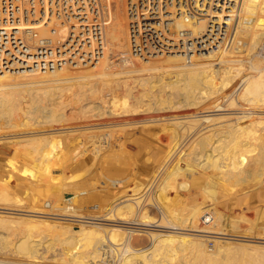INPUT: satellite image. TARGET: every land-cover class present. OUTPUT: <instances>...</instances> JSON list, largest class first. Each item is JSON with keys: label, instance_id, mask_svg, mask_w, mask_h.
Segmentation results:
<instances>
[{"label": "bare ground", "instance_id": "bare-ground-1", "mask_svg": "<svg viewBox=\"0 0 264 264\" xmlns=\"http://www.w3.org/2000/svg\"><path fill=\"white\" fill-rule=\"evenodd\" d=\"M205 1V12L188 22L181 18L177 20L179 27L191 26L193 29L184 45H163L134 66L115 63L116 57L128 48L126 0H100L108 50L104 58L92 65L68 63L53 70L30 69L32 58L28 62L27 58L37 37L51 36L57 42L67 38V26L54 19L42 22L30 15L20 24L12 22L0 29V63L7 65V71L0 72V129L4 125L9 129L17 126L27 129L16 136L19 140L9 134L5 136L4 132L5 138L0 137V152L13 153L9 157L0 155V160H4L1 168L6 173L4 179H0V198L5 201L0 205L4 209H0V220L12 224L35 223L48 228L53 239L51 242L39 239L22 244L3 242L0 250L10 256L3 255L0 259L19 263L36 257L41 264H222L219 260L222 258H215L213 254L220 253L222 248L219 247L226 245L238 246L240 250L254 248L264 256V0H210L208 6ZM117 64L122 66L121 69H110ZM126 71L134 76L124 78ZM116 76L122 77L107 80ZM176 97H179L178 101H175ZM91 109L96 110L93 116L99 119L108 115L122 117L121 128L152 129L148 132L158 143L154 154L157 164L152 168V174L132 177V182L136 179L131 183L134 193H123L114 199L106 197L103 210L93 217L99 221L91 220L92 217L78 218L84 217L80 207L64 202L67 191L64 175L74 167L85 171L96 167L114 171L110 161L116 155L112 154L115 145L120 142L123 147L120 135L114 143L110 129L102 130L105 133H97L98 128L95 132L81 131L84 137L80 143L83 144L72 152L71 143L77 140H70L75 134L71 120L73 129L68 127L69 132L63 131L66 134L38 129L64 120L67 124V119L75 116L69 115L70 110L87 112L88 117ZM179 109H197L202 114L190 118L186 114L192 112L179 117L162 116L164 113L135 118L142 112ZM95 116L90 118L93 120ZM181 118H188V121ZM184 124L188 125L187 129ZM156 125L163 127L159 129ZM115 127L117 131L119 128ZM164 134L166 137L162 138ZM121 150L128 152L124 147ZM132 162L136 164L137 160ZM21 171L27 172V177ZM104 176L98 179L105 185L116 182L106 173ZM73 180L72 177L67 182ZM258 182L261 184L257 193L258 209L253 214L248 206L238 210L243 213L245 228L220 227L225 218L233 223L239 221L236 214L219 213L217 208L225 205L221 203L222 196H227L228 202L238 204L246 194L243 190ZM192 186L196 187L197 197L191 198L192 203L187 211H183L186 213H178L173 208L178 198L175 193L179 191L188 197ZM151 187L153 194L151 197L146 194L148 199L144 203L141 192L145 194ZM85 188V184L78 185L74 194L80 196ZM20 189L32 191L33 205H23L24 200L18 203ZM45 198L54 203L48 207L50 211L41 205ZM9 210L30 214L17 213V216ZM206 214L210 215L207 217ZM57 215L75 216L77 219L70 217L67 222L73 220L77 225L70 226L66 220L64 225L62 220L67 217L57 223V218L62 217ZM204 216L210 217L211 221L208 223ZM51 218L56 220L53 222ZM123 223L137 226H124ZM143 225H149V228ZM155 226L159 228L154 229ZM17 231L14 229L12 233L18 236ZM247 231L251 234L245 233ZM219 234L260 239L252 242L261 244H235L234 240L217 239L222 238ZM213 247L218 251L214 252ZM184 251L188 254L199 252L200 259H189L180 253ZM256 261L264 264V259Z\"/></svg>", "mask_w": 264, "mask_h": 264}, {"label": "rangeland", "instance_id": "rangeland-1", "mask_svg": "<svg viewBox=\"0 0 264 264\" xmlns=\"http://www.w3.org/2000/svg\"><path fill=\"white\" fill-rule=\"evenodd\" d=\"M126 6V5H125ZM125 9H126V7H125ZM124 9V10H125ZM126 12V10L124 11V13ZM125 17H126V13H125ZM105 19V18H104ZM127 19V18H126ZM105 21V20H104ZM127 21V20H126ZM104 24H105V22H104ZM105 26V25H104ZM105 31H106V29H105ZM106 33V32H105ZM107 38V37H106ZM107 41V40H106ZM105 57V55L103 56V58ZM116 62H118V61H115V63ZM117 66V68H115ZM121 65H114V66H111V68L110 69H121ZM127 69V68H126ZM134 75L131 73V72H129V71H126L125 72V75H123V77L124 78H131V77H133ZM120 77H122V76H116V77H109L107 80H115V78H120ZM106 78V77H105ZM177 99V100H176ZM179 100V97H176L175 98V101H178ZM77 106V105H76ZM66 107V106H65ZM179 110H182V111H179ZM178 111L177 110H172V111H154V112H142L141 114H138L139 116H136L135 118H142L143 116H157V115H162V114H164V115H162V116H169V115H178L177 117H179L180 115L182 116V115H185V113H191V114H186L187 116H189V118L190 117H195V116H199V115H201L202 113L200 112V111H197V109L195 110V109H187V110H183V109H179ZM71 111V110H70ZM69 111V115L71 114H73V115H75L74 117H69L67 120V124L64 122V121H66V120H64V121H62V123L60 124L59 122H53V123H51L49 126L48 125H45V126H40L38 129H40L41 130V128H42V131H49V132H56L55 134H58V135H61L62 133L63 134H66L67 132H69L70 131V129L68 128V127H70L71 128V130L73 129V127H72V123H73V125L77 128V131H75L76 130V128L74 127V129L75 130H73V132H75V134L73 135L74 137L72 138V137H70L71 139L70 140H73V139H76L75 141L76 142H73V143H71V145H72V147H70V149H71V151L73 152V151H76V150H78V148H81V145L83 144H81L80 143V139H81V141H82V136H83V132H81V131H84L85 132V130H89V131H87L86 133H88V132H95V129H97V133H101V132H103V133H105L106 131H108L109 129V131L112 133V136L114 137L113 138V140H114V143H117L116 142V137L118 136V135H120V136H118L119 137V140L121 139L122 141V144H123V147H124V149L127 151L128 150V152H124V153H122V146H121V143L119 142L118 143V145H115L116 147H114V148H116V149H114V148H111L112 150L114 149V153H112V154H116V155H114L113 156V159H111V168L114 170V171H112V170H108L107 168H99V167H96V168H94L93 170H91V171H85L84 169H81L80 167H74V168H72V169H70V170H68L66 173H65V175H64V180L67 182V179L69 180V179H72V177H73V181H71V182H65V187H66V189H67V191H65V203H68L69 205L68 206H71V205H78L79 207H80V209H81V212H82V216H84V217H78V218H81V219H86L87 217H88V219L90 218V217H92V218H90L91 220H98L99 221V219H95L96 217V215L97 214H99V213H101V211L103 210V207L106 205L105 203H104V200H105V198L106 197H108V199H114V198H116L117 196H119L120 194H123V193H134V190H133V187L131 186L133 183H134V180H136L135 178H136V176L137 175H139V174H141L142 176H145V175H148V174H152V168L157 164V160H156V158H155V152H156V149H157V146H158V143H157V140H156V138L154 137V136H152L148 131H152V129H143V128H140V127H136V128H134L133 130L132 129H130V128H128L127 126H125V128L124 127H122L121 128V125L123 124L122 122L120 123V120L122 119V117H120V116H110L111 117V119H110V117H109V115L108 116H106V117H104V119L103 118H101V119H99V118H97L95 115V118H93V120H92V118H90V117H94L93 116V114H95V112L94 111H96V110H88V117H89V119H88V117H87V112H84V111H80V110H77L78 112H70ZM89 111H92L91 113H89ZM186 111V112H185ZM190 111V112H189ZM176 112V113H175ZM197 112V113H196ZM154 113V114H153ZM169 113V114H168ZM175 113V114H174ZM84 114V115H83ZM89 114H90V116H89ZM92 114V115H91ZM80 115V117H78ZM81 115H83V116H81ZM142 115V116H141ZM185 115V116H186ZM245 116L247 115H250V114H244ZM84 116H86L87 117V119L89 120H87V119H85L84 118ZM78 117V118H77ZM83 117V119H81ZM108 117V118H107ZM73 118V119H72ZM77 118V120H74V119H76ZM97 118V119H96ZM117 119V120H116ZM186 119V118H185ZM184 118H181L180 120H184L185 122H187L188 121V118H187V120H185ZM71 120V122H69ZM73 120V121H72ZM85 120V121H84ZM108 120V121H107ZM115 120V121H114ZM74 121H75V124H74ZM77 121V122H76ZM80 121V122H79ZM92 121V122H91ZM96 121H97V123H96ZM103 121V122H102ZM114 122V123H112V122ZM69 122V123H68ZM102 122V123H101ZM108 122H109V125H107L108 124ZM111 122V123H110ZM63 123H65L64 125H63ZM88 123V124H87ZM96 123V124H95ZM99 123H101V125L99 124ZM107 123V124H106ZM55 124V125H54ZM58 124V125H57ZM77 124H79L80 125V127H79V125H78V127H77ZM85 124V125H84ZM86 124H87V126H86ZM94 124V125H93ZM98 124V125H97ZM115 124V125H114ZM61 125V126H60ZM63 125V126H62ZM68 125V126H67ZM89 125H91V126H89ZM104 125H107V126H104ZM114 125V126H113ZM185 125V128L187 129L188 128V125L187 124H184ZM55 126V127H54ZM65 126V127H64ZM85 126V127H84ZM93 126H95V128H93ZM113 126V127H112ZM115 126H117V131H116V127ZM123 126V125H122ZM157 126V127H156ZM155 127L156 128H162L163 127V125L161 126V125H156ZM161 126V127H160ZM4 127H5V125H4ZM3 127V129H0V137L2 138H5V136H7V134H9L8 136H11V137H13V136H19L21 133L20 132H23V131H26L27 129H24V127H22V126H17V127H11V129H9V127L7 128V127H5L4 128ZM49 127V128H48ZM52 127H54V128H52ZM59 127H61V128H59ZM67 127V128H66ZM87 127V128H86ZM109 127V128H108ZM155 127H153V128H155ZM8 130H10L9 132H7L6 130L7 129ZM45 128V129H44ZM57 128H58V130H57ZM82 128V129H81ZM89 128H91V129H89ZM99 128H101V129H99ZM112 128V129H111ZM6 129V130H5ZM48 129H50V130H48ZM52 129V130H51ZM61 129V130H60ZM64 129V130H63ZM84 129V130H83ZM93 129V130H92ZM106 129V130H105ZM125 129H127V130H125ZM130 129V130H129ZM5 130V131H4ZM13 130H15V131H13ZM98 130H100V131H98ZM102 130H104V131H102ZM120 130V131H119ZM2 131V132H1ZM58 131V132H57ZM60 131H62V132H60ZM63 131H67V132H63ZM119 131V132H118ZM3 132H4V135H3ZM17 132V133H16ZM60 132V133H59ZM80 132V133H79ZM45 133V132H44ZM115 135H114V134ZM76 134H78V137L77 136H75ZM102 135H104V134H102ZM101 135V136H102ZM123 135V136H122ZM150 136V137H149ZM14 137V138H15ZM84 137V136H83ZM166 136H165V134L164 135H162V138H165ZM0 138V139H1ZM133 138V139H132ZM134 138H135V140H134ZM153 138V139H152ZM16 140H19L17 137L15 138ZM128 140V141H127ZM156 140V141H155ZM74 141V140H73ZM187 141V140H186ZM185 141V142H186ZM81 144V145H80ZM127 146H126V145ZM134 144V145H133ZM142 144V145H141ZM74 145V146H73ZM78 145H80L79 147H78ZM119 146H120V148H119ZM134 146V147H133ZM93 147V146H92ZM92 147H89L90 149L92 148ZM119 148V149H118ZM75 149V150H74ZM134 149V150H133ZM133 150V151H132ZM141 151V152H140ZM17 152V151H16ZM129 152H131V154L129 153ZM5 155V156H13V153L12 152H0V155ZM132 155V156H131ZM15 157L17 156V154H15L14 155ZM133 157H134V160H133ZM137 160V162H136V164H134L132 161H136ZM3 162H4V160H0V179H4V177H5V172L2 170V168H1V166H2V164H3ZM156 163V164H155ZM146 166V167H145ZM138 167V168H137ZM99 168V169H98ZM137 168V169H136ZM142 168V169H141ZM144 168V169H143ZM151 168V169H150ZM101 169V171H99ZM147 169H149V170H147ZM142 170V171H141ZM145 170V171H144ZM109 171H111L112 173H109ZM133 171V172H132ZM21 172H23V171H21ZM85 172V173H84ZM80 173V174H79ZM104 173H106L107 174V176L109 175L113 180H116V182L115 183H112V187L111 186H107V185H105V183H102L101 181H99V179L98 178H100V177H105L104 176ZM120 173V174H119ZM131 173V174H130ZM135 173V174H134ZM137 173V174H136ZM23 174H24V176L25 177H27L26 175H27V172H23ZM76 174V175H75ZM78 174V175H77ZM100 174H102V175H100ZM134 174V175H133ZM82 177H81V176ZM132 175V176H131ZM136 175V176H135ZM69 176V177H68ZM72 176V177H71ZM81 177V178H79V177ZM100 176V177H99ZM135 176V178L133 179V182H132V177H134ZM71 177V178H70ZM129 179H128V178ZM138 177V176H137ZM76 178V179H75ZM127 180H126V179ZM125 179V180H124ZM130 180V181H129ZM73 182V183H72ZM122 183V185H121V183ZM91 183V184H90ZM132 183V184H131ZM157 183V182H156ZM155 183V184H156ZM80 184H85L86 185V188L83 190V192L81 193V195L80 196H76V194H74L75 193V190H74V188H76L78 185H80ZM104 184V185H103ZM121 185V186H119V185ZM130 184V185H129ZM260 184V182H258V183H253V184H251V185H248V187H246L245 188V190H243V191H246V192H243V193H246L245 195H242V196H244L242 199H240V200H238V201H240V202H238V204L237 203H235V204H232V203H230V202H228V198H224L223 196H222V198H223V200H222V198H221V203L222 204H225V205H221L220 207H218L217 209H218V211H219V213H225L226 212V214H228V215H230V216H232L233 214H236V215H238L239 216V221L238 222H235V223H233V222H231V221H229V220H222L221 222H220V227H225V228H227V229H244L245 228V226L247 225V224H245L244 222H245V220H242L243 218V213H240L238 210H239V208H241L242 210H243V206H248V210L250 209L251 210V212H252V214L253 213H255V211L258 209V207H259V200H258V194L257 193H259V190H260V188H261V184ZM126 185H127V187H126ZM257 185H259V186H257ZM109 187V188H108ZM111 187V188H110ZM117 187H118V189H117ZM123 187H125V188H123ZM194 186H192V188L190 189V191H189V193H188V197H186L184 194H181L179 191H177L178 193H179V195H178V193H175V195L176 196H178V198H177V200L176 201H174V202H176V204L173 206V208L178 212V213H186V212H183V211H187V208H188V206H190L189 204L190 203H192V199L193 198H196L197 197V192H195L194 193V191L196 190L195 188H193ZM114 188V189H113ZM89 189V190H88ZM90 189H93V190H90ZM120 189V190H119ZM154 188L153 187H151L149 190H146L145 192V194H144V192H141L142 194H143V197H142V201L145 203L146 202V199H148V195H149V197H151L152 196V192L154 191L153 190ZM74 190V191H73ZM86 190V191H85ZM193 190V191H192ZM30 193H29V192ZM71 191V192H70ZM133 191V192H132ZM140 193V194H141ZM150 193V194H149ZM194 193V194H193ZM18 194L20 195L19 196V198H18V196H17V198L20 200L18 203H20V202H22L23 200H24V203H22L23 205H33V200H34V197H33V194H32V191L31 190H23V189H20L19 191H18ZM146 194H148L147 196H146ZM196 194V195H195ZM249 194V195H248ZM251 194V195H250ZM255 194H257V196L255 195ZM222 195V194H221ZM248 197H247V196ZM25 196V197H24ZM110 196V197H109ZM184 196V197H183ZM21 197V198H20ZM190 197V198H189ZM180 198V199H179ZM192 198V199H191ZM248 198V199H247ZM50 200L49 198H45L44 200H43V203H41V205H42V207L44 208V210H46V211H50L49 209H48V207L50 208V205H53L54 203L53 202H50V201H48V200ZM144 199V200H143ZM22 200V201H21ZM183 200V201H182ZM244 200H248L249 202H251V203H249V202H247V201H244ZM29 201V202H28ZM47 201V202H46ZM189 201V202H188ZM245 202V204H244V202ZM255 201V202H254ZM5 202L3 199H1L0 198V205H2L3 203ZM44 202H45V204H44ZM49 202V203H48ZM71 202H72V204H71ZM241 202H243V203H241ZM259 204H258V203ZM2 203V204H1ZM144 203H142L141 205H143ZM241 203V206L239 205ZM252 203L254 204V205H257V206H254V205H252ZM257 203V204H256ZM183 204V205H182ZM247 204V205H246ZM46 205H48V206H46ZM101 205V206H100ZM240 206V207H239ZM251 206V207H250ZM83 208V209H82ZM1 209V208H0ZM186 209V210H185ZM1 210H4V209H1ZM247 210V211H248ZM249 210V211H250ZM5 211H8V210H5ZM9 211H11V212H13V213H15L14 215H17V213H19L20 215H23L22 213H24V215L27 213V214H30L28 211H17L16 212V210H9ZM250 212V213H251ZM97 213V214H96ZM32 214H34V213H32ZM39 214H43V213H39ZM38 214V215H39ZM46 215L48 214V216L49 215H51L52 217H55L54 216V214H49V213H45ZM88 214H89V216H88ZM93 214H94V216H93ZM211 214V213H210ZM210 214H206L205 216H209ZM19 215V216H20ZM56 215V214H55ZM87 215V216H86ZM212 215V214H211ZM18 216V215H17ZM57 216H59V215H57ZM60 216H62V217H60ZM59 217L60 218H57V220H56V218H51L50 220H52L53 222L55 221V222H57V223H62L61 222V220L60 219H62L63 217H67L66 219H64L63 218V224L65 225V224H70V226H72L73 224H76L77 225V222L75 223V221H73V220H70L69 222H67L68 220L67 219H70V217H71V219H75L76 217L75 216H66V215H60ZM204 216V218L206 219L207 217H205ZM75 217V218H74ZM86 217V218H85ZM93 217H95V218H93ZM210 218V217H209ZM59 219V220H58ZM77 219V218H76ZM64 220H66V222L64 221ZM58 221H60V222H58ZM104 222H106V223H113V221H108V220H103ZM102 221V222H103ZM208 221V220H207ZM70 222H74V223H70ZM13 222H7V221H1L0 220V244L1 243H3V242H6V243H12V242H14L13 244H18V243H20V244H22V242H24V243H29L30 241H35V240H41V241H45V240H48L49 242H51L53 239H52V237L51 236H49L50 235V233H49V229L48 228H46V227H39V226H36V224L35 223H30V224H28V223H25V222H19V223H14V224H12ZM114 223H115V221H114ZM116 223H118V222H116ZM131 223V222H130ZM130 223H126V224H124L123 223V225L124 226H133V227H135V226H137L136 224H130ZM242 223H243V225H242ZM75 225V226H76ZM146 226H148L147 228H149V225H143V227H146ZM244 226V227H243ZM253 226H255V225H253ZM150 228H153L152 226H150ZM155 228H159V227H154V229ZM14 229H17L18 231H17V234H18V236L17 235H15L14 233H12V231L14 230ZM165 229H168V228H165ZM252 231V230H251ZM245 233H248V231L247 232H245ZM249 235L251 234L250 232L248 233ZM219 236H222V238H217V239H219V240H224L225 241V239H226V241L227 240H231V241H233V242H235V244L238 242H240V243H245V244H247V243H249V244H252L253 245V243L254 244H256V243H259V244H261L260 242H252V240H260V239H255V238H249V237H244V236H232V235H227L226 236V234H219ZM225 237V238H224ZM232 238H234V239H232ZM15 239V240H14ZM212 239V238H211ZM214 239V238H213ZM251 240V241H249V240ZM258 245V244H257ZM228 246V247H227ZM233 246H235V245H232V247L230 246V245H226V247L224 246V247H219V248H222V249H220V251L223 253V256L220 254V253H218V252H216L215 254H213L214 252H215V250L217 249V248H215V247H213L214 248V250L211 248V251L213 252H211V254H213V257H219V258H222V259H219V258H217L216 260L218 261V259L221 261V263H222V261H223V263L224 264H226L227 263V261H228V263L227 264H234L235 262H237L238 260H240L239 262H241V264H251L252 262V264H257L256 262V260L257 259H264V258H262V257H264V256H260L261 254H258L256 251H254L252 248H246L245 250H243L244 248H242L241 250H240V247L239 248H237L236 246L235 247H233ZM231 247V248H230ZM218 248V249H219ZM233 248V249H232ZM235 248V249H234ZM237 248V249H236ZM249 249H251L252 251H250ZM225 250V251H224ZM216 251H218V250H216ZM254 251V252H253ZM185 252V251H184ZM184 252H180L182 255H184L185 257H188L189 259L191 258L192 259V257H193V260L195 259V258H198V259H200L199 257H198V255H199V252H193V253H187L188 251H186L185 253ZM233 252V253H232ZM195 253V254H194ZM231 253H232V255H231ZM180 254V255H181ZM217 254H219V255H217ZM225 254V255H224ZM3 255H8L7 253H5L3 250H0V256H3ZM16 256H18L17 254H15ZM181 255V256H182ZM192 255V256H191ZM196 255V256H195ZM227 255V256H226ZM229 255H231V257H234V258H236V259H234L233 260V258H231ZM234 255V256H233ZM8 256H10V255H8ZM222 256V257H221ZM236 256V257H235ZM0 258H2V257H0ZM226 258V259H225ZM230 258H231V260H233V261H230ZM33 259V260H32ZM229 259V260H228ZM238 259V260H237ZM226 260V261H225ZM236 260V261H235ZM198 261V260H197ZM219 261V262H220ZM235 261V262H234ZM231 262H233V263H231ZM239 262H238V264H239ZM243 262H245V263H243ZM251 262V263H250ZM222 263V264H223ZM0 264H41L40 263V261L36 258V257H32L31 258V260L30 261H22V262H19V263H17V262H12V260H3V259H0ZM235 264H237V263H235Z\"/></svg>", "mask_w": 264, "mask_h": 264}, {"label": "built area", "instance_id": "built-area-1", "mask_svg": "<svg viewBox=\"0 0 264 264\" xmlns=\"http://www.w3.org/2000/svg\"><path fill=\"white\" fill-rule=\"evenodd\" d=\"M204 1L126 0L128 48L116 57L117 61L134 66L163 45H184L193 29L179 27L177 20L188 22L205 12ZM209 1H205L207 6ZM30 15L38 17L37 21L54 19L67 26L65 41L40 36L31 44L33 51L27 58V62L32 58L31 70H53L68 63L96 64L108 50L100 0H0L1 30L9 23L26 21ZM52 32H56L55 28ZM6 68L5 62L0 63V72H6Z\"/></svg>", "mask_w": 264, "mask_h": 264}]
</instances>
